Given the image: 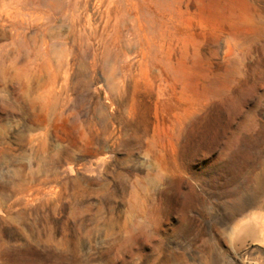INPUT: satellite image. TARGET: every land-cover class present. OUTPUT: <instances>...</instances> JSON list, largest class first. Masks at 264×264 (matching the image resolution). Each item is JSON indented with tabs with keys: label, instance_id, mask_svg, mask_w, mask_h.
I'll list each match as a JSON object with an SVG mask.
<instances>
[{
	"label": "rangeland",
	"instance_id": "rangeland-1",
	"mask_svg": "<svg viewBox=\"0 0 264 264\" xmlns=\"http://www.w3.org/2000/svg\"><path fill=\"white\" fill-rule=\"evenodd\" d=\"M0 264H264V0H0Z\"/></svg>",
	"mask_w": 264,
	"mask_h": 264
}]
</instances>
